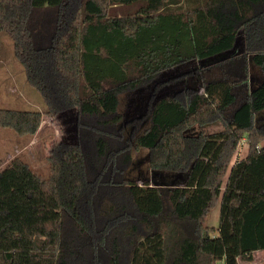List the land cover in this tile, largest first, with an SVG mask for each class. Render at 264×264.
I'll return each instance as SVG.
<instances>
[{"label": "trees", "instance_id": "obj_1", "mask_svg": "<svg viewBox=\"0 0 264 264\" xmlns=\"http://www.w3.org/2000/svg\"><path fill=\"white\" fill-rule=\"evenodd\" d=\"M0 32L44 106L0 108V128L76 119L54 188L18 156L0 168V264H239L264 249V79L249 76V61L264 73V0H0ZM188 63L174 80L199 85L158 94ZM148 85L144 116L125 119L119 96ZM141 149L179 183L126 175Z\"/></svg>", "mask_w": 264, "mask_h": 264}, {"label": "rangeland", "instance_id": "obj_2", "mask_svg": "<svg viewBox=\"0 0 264 264\" xmlns=\"http://www.w3.org/2000/svg\"><path fill=\"white\" fill-rule=\"evenodd\" d=\"M235 50L241 51L242 44L239 38ZM195 63H188L177 68L168 70L161 75L160 79L168 81L161 87L158 94H171L185 86H198L199 80L192 76L174 80L180 73L192 69ZM250 85L254 86L264 79V73L249 61ZM152 85L145 86L134 92L119 96V111L125 119L132 117L142 118L146 111L147 99L151 94ZM201 91V87H198ZM0 108L17 110H44L40 94L27 81L23 65L13 53V45L10 38L0 32ZM257 122L264 124V111L257 114ZM218 123L208 124L203 127H195L196 132L200 129L212 131L219 129ZM76 119L75 110L59 112L55 116L43 114L38 130L32 135H18L11 128H0V168L11 158L18 156L25 161L33 170L45 177L46 183L54 188L56 171L58 167L57 146L60 143H75ZM264 144V142H262ZM247 151L245 141L239 143L235 155L241 158ZM134 163L131 166L130 175L138 183L144 179H150L152 183H179L172 174H157L148 169L145 149L134 150ZM219 217V203L211 210L208 218L209 225L216 227ZM217 264H224L219 261ZM264 264V250L255 254L251 263Z\"/></svg>", "mask_w": 264, "mask_h": 264}, {"label": "crops", "instance_id": "obj_3", "mask_svg": "<svg viewBox=\"0 0 264 264\" xmlns=\"http://www.w3.org/2000/svg\"><path fill=\"white\" fill-rule=\"evenodd\" d=\"M262 250H264V249H262ZM262 250H256V251H254L253 253H252V255H253V259H254V257H255V254L256 253H259L260 251H262ZM253 259L251 260V261H240L239 262V264H242V263H251L252 261H253Z\"/></svg>", "mask_w": 264, "mask_h": 264}]
</instances>
